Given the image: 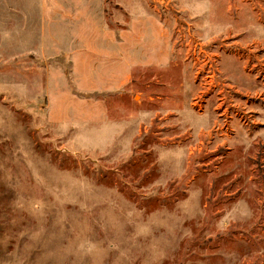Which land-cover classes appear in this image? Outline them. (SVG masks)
Wrapping results in <instances>:
<instances>
[{
    "label": "rangeland",
    "instance_id": "rangeland-1",
    "mask_svg": "<svg viewBox=\"0 0 264 264\" xmlns=\"http://www.w3.org/2000/svg\"><path fill=\"white\" fill-rule=\"evenodd\" d=\"M104 1L0 0V264H264V0Z\"/></svg>",
    "mask_w": 264,
    "mask_h": 264
},
{
    "label": "crops",
    "instance_id": "crops-1",
    "mask_svg": "<svg viewBox=\"0 0 264 264\" xmlns=\"http://www.w3.org/2000/svg\"><path fill=\"white\" fill-rule=\"evenodd\" d=\"M42 7L46 10L45 15L50 14V7H53L55 11L57 8H60L59 11H63L67 14H70L72 16L75 15L77 17L78 21H89V18H92V22L95 23H104L105 22V1L104 0H41ZM81 8H93V12H89L87 14H91L89 16L84 15V13H81ZM70 9H73L74 12H71ZM74 9H80L78 13L75 12ZM54 11V12H55ZM54 14V13H53ZM98 32V31H96ZM109 38L111 36V28L109 27ZM54 38V35L52 36ZM127 63H130V57L127 56Z\"/></svg>",
    "mask_w": 264,
    "mask_h": 264
}]
</instances>
